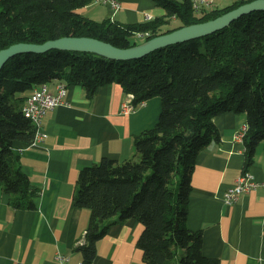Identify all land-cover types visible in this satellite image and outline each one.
Returning <instances> with one entry per match:
<instances>
[{"label": "trees", "instance_id": "trees-1", "mask_svg": "<svg viewBox=\"0 0 264 264\" xmlns=\"http://www.w3.org/2000/svg\"><path fill=\"white\" fill-rule=\"evenodd\" d=\"M93 0H0V49L15 42L41 43L64 35L90 36L128 47L183 25L201 22L250 0L196 9L193 0H153L165 13L140 22L96 20L77 11ZM171 19L177 24L168 26ZM163 26H166L163 28ZM80 84L88 97L117 82L133 102L160 97L157 122L134 137V157L103 156L80 168L73 204L90 210L77 245L83 264L93 261L97 241L114 222L143 224L136 245L147 264H219L202 252L200 230L185 225L191 172L200 150L220 140L213 117L245 112L246 170L257 145L264 149V10L239 16L207 35L117 60L90 51L50 49L16 54L0 69V186L15 208H34L38 195L21 169L16 141H33L35 127L22 111L41 83Z\"/></svg>", "mask_w": 264, "mask_h": 264}, {"label": "crops", "instance_id": "crops-1", "mask_svg": "<svg viewBox=\"0 0 264 264\" xmlns=\"http://www.w3.org/2000/svg\"><path fill=\"white\" fill-rule=\"evenodd\" d=\"M198 3L200 0H194ZM201 8L223 7L235 0H212ZM113 10L107 2L92 1L77 11L89 18H110L121 23L140 22L163 15L153 0H118ZM149 15V18H147ZM55 92V79L48 87ZM31 91L24 92L29 95ZM125 92L117 82L100 85L88 97L80 84L66 87L64 102L48 109L41 119L46 136L40 141H16L21 169L37 187L35 206L15 208L0 186V264H65L81 260V243L90 210L73 204L81 167L108 156L124 161L134 157V137L158 120V95L123 112ZM220 140L196 156L185 225L200 230L202 252L219 264H264V185L239 194L232 203L223 200L245 165L243 139L236 137L247 126L246 114L225 111L213 117ZM256 147L246 167L254 179L264 181V149ZM143 224L134 218L111 223L96 243L94 264H147L136 241Z\"/></svg>", "mask_w": 264, "mask_h": 264}, {"label": "water", "instance_id": "water-1", "mask_svg": "<svg viewBox=\"0 0 264 264\" xmlns=\"http://www.w3.org/2000/svg\"><path fill=\"white\" fill-rule=\"evenodd\" d=\"M255 10H264V0L241 3L214 18L180 26L128 47H119L95 37L73 35H64L41 43L15 42L0 49V69L7 59L16 54L42 53L50 49L90 51L117 60L138 58L157 48L212 33L229 25L239 16Z\"/></svg>", "mask_w": 264, "mask_h": 264}, {"label": "built area", "instance_id": "built-area-1", "mask_svg": "<svg viewBox=\"0 0 264 264\" xmlns=\"http://www.w3.org/2000/svg\"><path fill=\"white\" fill-rule=\"evenodd\" d=\"M96 2H107L111 5L113 10H116L119 7L118 0H96ZM199 2H205V0H200ZM195 7L199 3H196L193 0ZM149 17V15H147ZM66 82L62 79H55V92H51L47 87V83H41L34 87L31 90V93L26 97L25 102L22 106V111L26 117L29 113H36L39 115L40 120L48 109L53 108L54 106L63 103L64 97L66 94ZM133 94L126 93L125 98L121 103V109L123 112H129L135 109L138 105H142L144 100L139 101L138 103L133 102ZM246 131V126L242 130L238 131L236 137L243 139V135ZM46 136V133L41 129L39 138L36 141L42 140ZM259 185H264L263 182L256 181L251 172L247 169L242 170V172L237 176L235 182L230 185L223 194V200L226 203H232L237 199L240 193L249 191ZM60 264H65L68 257L66 255H58ZM76 264H83V261L80 260ZM89 264H94L91 261Z\"/></svg>", "mask_w": 264, "mask_h": 264}, {"label": "bare ground", "instance_id": "bare-ground-1", "mask_svg": "<svg viewBox=\"0 0 264 264\" xmlns=\"http://www.w3.org/2000/svg\"><path fill=\"white\" fill-rule=\"evenodd\" d=\"M96 2V0H93ZM149 18V17H147ZM147 33H137V36L139 38H144L146 36ZM28 118L29 120L32 122V124L34 125L35 127V133H34V137H33V141H36L38 138H39V135L41 133V120L39 118V115H37L36 113H29L28 114Z\"/></svg>", "mask_w": 264, "mask_h": 264}, {"label": "rangeland", "instance_id": "rangeland-1", "mask_svg": "<svg viewBox=\"0 0 264 264\" xmlns=\"http://www.w3.org/2000/svg\"><path fill=\"white\" fill-rule=\"evenodd\" d=\"M213 1L212 0H205V2H198L200 5H203V4H207V5H211V3H212ZM199 4L197 5V7H196V9H199L200 7H199ZM194 5V4H193ZM195 7V6H194ZM214 6H212L211 8H213ZM178 23V21H176V19H171V21H170V23H169V25L168 26H172V25H174V24H177ZM166 26H163V28H165ZM133 38H134V40L135 41H137L138 43L139 42H141L142 40H141V38H139L138 36H133ZM51 84H52V80H49L48 82H47V87H49V86H51ZM25 92H27V91H25ZM20 94H24L23 92L22 93H20ZM241 113H243V112H241ZM245 113V112H244ZM246 114V113H245ZM260 147H262L263 145H262V142H260V145H259ZM133 158H136V156L135 157H133Z\"/></svg>", "mask_w": 264, "mask_h": 264}]
</instances>
